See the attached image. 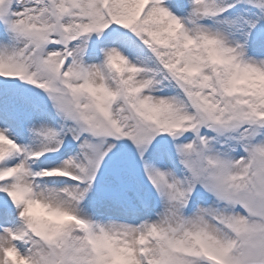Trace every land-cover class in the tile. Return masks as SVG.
Returning a JSON list of instances; mask_svg holds the SVG:
<instances>
[{
	"label": "snow or ice",
	"instance_id": "6c2138e0",
	"mask_svg": "<svg viewBox=\"0 0 264 264\" xmlns=\"http://www.w3.org/2000/svg\"><path fill=\"white\" fill-rule=\"evenodd\" d=\"M0 264H264V0H0Z\"/></svg>",
	"mask_w": 264,
	"mask_h": 264
}]
</instances>
